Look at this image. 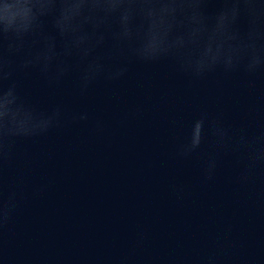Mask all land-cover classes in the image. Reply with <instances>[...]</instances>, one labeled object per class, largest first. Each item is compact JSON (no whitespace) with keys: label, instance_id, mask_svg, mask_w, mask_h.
Here are the masks:
<instances>
[{"label":"water","instance_id":"95a60500","mask_svg":"<svg viewBox=\"0 0 264 264\" xmlns=\"http://www.w3.org/2000/svg\"><path fill=\"white\" fill-rule=\"evenodd\" d=\"M73 87L74 77L55 92L35 75L24 82L41 106L62 101L70 112L86 109L106 128L101 134L92 122L75 124L16 145L5 179L20 183L24 197L3 238L14 264L107 262L127 252L141 230L147 238L140 258L192 256L229 228L230 254L264 264V181L235 183L240 167L228 155L204 183L196 157H173L199 111L223 114L237 128L264 117V74L252 86L240 74L219 71L189 82L161 62L132 64L126 78L100 83L84 98ZM137 105L143 115L117 124ZM252 106L260 110L255 117ZM173 184L183 188L181 199ZM41 185L45 191L34 196Z\"/></svg>","mask_w":264,"mask_h":264},{"label":"clouds","instance_id":"9594fccd","mask_svg":"<svg viewBox=\"0 0 264 264\" xmlns=\"http://www.w3.org/2000/svg\"><path fill=\"white\" fill-rule=\"evenodd\" d=\"M215 4L214 11L209 5ZM169 62L189 82L221 72L240 74L250 86L264 74V0H0V262L6 254L4 234L13 223L24 194L9 184L6 168L19 142L35 141L75 124L94 121L86 109L70 112L62 101L41 106L24 88L34 75L52 91L74 77L73 95L84 98L94 86L126 78L132 64ZM252 106L249 114L258 115ZM137 105L117 119L143 115ZM233 156L240 167L235 183L242 187L264 181V117L250 126L234 127L223 114L199 111L188 123L173 157L199 161L204 183L214 180L220 159ZM45 191L41 185L34 196ZM181 199L183 188L173 184ZM227 229L205 250L192 256L142 259L146 233L138 231L129 250L96 264H257L239 262L228 249Z\"/></svg>","mask_w":264,"mask_h":264}]
</instances>
